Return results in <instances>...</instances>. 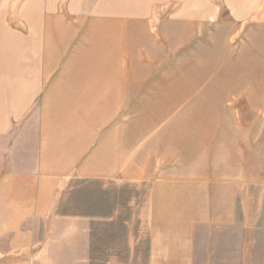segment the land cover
<instances>
[{
  "label": "crops",
  "instance_id": "0c3cea01",
  "mask_svg": "<svg viewBox=\"0 0 264 264\" xmlns=\"http://www.w3.org/2000/svg\"><path fill=\"white\" fill-rule=\"evenodd\" d=\"M141 1L100 6L114 21L90 10L69 20L52 2L43 42L40 0H30L24 15L41 36L28 42L25 29L2 23L0 0V264H195L203 226L250 225L251 188L264 192V122L240 135L234 122L203 109L187 120L186 103L160 101L179 120H123L122 37L113 28H124L123 13L137 17ZM123 183L146 192L145 226L125 245Z\"/></svg>",
  "mask_w": 264,
  "mask_h": 264
},
{
  "label": "rangeland",
  "instance_id": "374dc122",
  "mask_svg": "<svg viewBox=\"0 0 264 264\" xmlns=\"http://www.w3.org/2000/svg\"><path fill=\"white\" fill-rule=\"evenodd\" d=\"M108 1L40 0L42 9L37 28L43 30V42L46 14L52 2L54 13L61 12L69 20L91 14L90 10L98 18L114 21L115 18L106 16L109 12L100 10ZM3 2L2 23L7 28L25 29L28 42L37 41L41 33L36 31L33 19L24 15L30 0ZM140 3L144 9L138 11L137 17L123 13L118 20L122 19L124 28H113L122 37L124 122L179 120L178 112H172L169 117L162 114L155 104L160 101L176 109L178 104L186 103L187 120L203 109L206 111L203 114L212 116L213 120L234 122L240 135L259 131L252 123L264 122V0H143ZM133 24L139 28H131ZM136 85L138 90L134 95ZM159 92L170 95L153 96ZM99 186L91 184L93 189ZM121 194L125 245L131 229L140 233L145 226L140 216L146 192L123 183ZM250 195L249 207L244 211L247 216L244 221L249 220L250 225L203 226L197 236L195 264H216L226 259L229 264H248L244 259H250V264H264V192L252 187ZM91 205V213L100 212L98 202L92 201ZM238 212L242 219V207ZM228 251L235 256H223ZM243 252L250 254V258L242 257Z\"/></svg>",
  "mask_w": 264,
  "mask_h": 264
}]
</instances>
